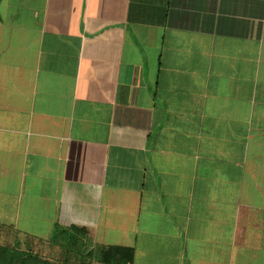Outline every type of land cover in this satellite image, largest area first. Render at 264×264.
Segmentation results:
<instances>
[{
  "label": "crops",
  "instance_id": "0c3cea01",
  "mask_svg": "<svg viewBox=\"0 0 264 264\" xmlns=\"http://www.w3.org/2000/svg\"><path fill=\"white\" fill-rule=\"evenodd\" d=\"M132 264H264V0H0V237Z\"/></svg>",
  "mask_w": 264,
  "mask_h": 264
},
{
  "label": "trees",
  "instance_id": "16d2710c",
  "mask_svg": "<svg viewBox=\"0 0 264 264\" xmlns=\"http://www.w3.org/2000/svg\"><path fill=\"white\" fill-rule=\"evenodd\" d=\"M53 246L85 252L86 257L98 264H132L134 251L132 248L91 246L87 231L84 228L70 226L67 228L56 225L48 241ZM0 264H52L41 260L31 252L11 250L0 246ZM62 264H67L64 261Z\"/></svg>",
  "mask_w": 264,
  "mask_h": 264
},
{
  "label": "rangeland",
  "instance_id": "374dc122",
  "mask_svg": "<svg viewBox=\"0 0 264 264\" xmlns=\"http://www.w3.org/2000/svg\"><path fill=\"white\" fill-rule=\"evenodd\" d=\"M0 246L7 247L11 250L31 252L38 256L39 259L47 260L52 264H62L64 261L67 264H98L95 260L86 257L85 252L79 254L77 250L66 249L51 245L48 241L46 243H39V245L29 244L26 239H14L12 236L7 238L0 237Z\"/></svg>",
  "mask_w": 264,
  "mask_h": 264
}]
</instances>
